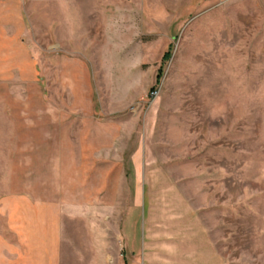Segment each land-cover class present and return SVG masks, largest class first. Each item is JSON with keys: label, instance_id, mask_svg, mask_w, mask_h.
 Returning <instances> with one entry per match:
<instances>
[{"label": "rangeland", "instance_id": "1", "mask_svg": "<svg viewBox=\"0 0 264 264\" xmlns=\"http://www.w3.org/2000/svg\"><path fill=\"white\" fill-rule=\"evenodd\" d=\"M20 195L61 264H264V0H0V247Z\"/></svg>", "mask_w": 264, "mask_h": 264}, {"label": "crops", "instance_id": "2", "mask_svg": "<svg viewBox=\"0 0 264 264\" xmlns=\"http://www.w3.org/2000/svg\"><path fill=\"white\" fill-rule=\"evenodd\" d=\"M9 208L10 233L15 235L16 239L14 242L1 238L4 242L1 240L3 247H0V264H61L63 213L60 203H43L31 196L20 195L13 197ZM143 212L144 208L141 210V213ZM144 234L149 237L152 232L144 229ZM179 239L150 237L148 243L149 246H156L155 249L159 248L161 255L171 257L172 264H178L176 256L163 246L178 242ZM156 263L160 264L158 261Z\"/></svg>", "mask_w": 264, "mask_h": 264}, {"label": "trees", "instance_id": "3", "mask_svg": "<svg viewBox=\"0 0 264 264\" xmlns=\"http://www.w3.org/2000/svg\"><path fill=\"white\" fill-rule=\"evenodd\" d=\"M170 54H171L170 52H167V54H166V57H169V56H170Z\"/></svg>", "mask_w": 264, "mask_h": 264}]
</instances>
